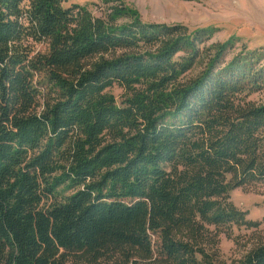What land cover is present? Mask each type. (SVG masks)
Returning a JSON list of instances; mask_svg holds the SVG:
<instances>
[{"label": "trees", "instance_id": "1", "mask_svg": "<svg viewBox=\"0 0 264 264\" xmlns=\"http://www.w3.org/2000/svg\"><path fill=\"white\" fill-rule=\"evenodd\" d=\"M69 1L0 0V264H214L264 221L231 200L264 185L263 55Z\"/></svg>", "mask_w": 264, "mask_h": 264}, {"label": "rangeland", "instance_id": "2", "mask_svg": "<svg viewBox=\"0 0 264 264\" xmlns=\"http://www.w3.org/2000/svg\"><path fill=\"white\" fill-rule=\"evenodd\" d=\"M99 0H70L87 6L95 15H102ZM135 8L143 21L166 24H184L193 29L205 28L211 32L207 44L229 43L226 60L240 52L256 51L263 55L264 64V0H124ZM203 68L196 65L187 77H195ZM120 102L124 89L114 85L109 89ZM250 99L264 101V92H255ZM231 200L242 210L248 211L247 218L263 220L264 185L231 192ZM264 243V221L259 227L236 226L223 229L218 235L214 264H240L244 256L254 247Z\"/></svg>", "mask_w": 264, "mask_h": 264}]
</instances>
